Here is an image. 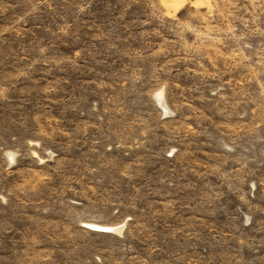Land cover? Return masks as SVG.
<instances>
[{"label":"rangeland","instance_id":"rangeland-1","mask_svg":"<svg viewBox=\"0 0 264 264\" xmlns=\"http://www.w3.org/2000/svg\"><path fill=\"white\" fill-rule=\"evenodd\" d=\"M0 0V264H264V0Z\"/></svg>","mask_w":264,"mask_h":264},{"label":"bare ground","instance_id":"bare-ground-1","mask_svg":"<svg viewBox=\"0 0 264 264\" xmlns=\"http://www.w3.org/2000/svg\"><path fill=\"white\" fill-rule=\"evenodd\" d=\"M185 1H187V0H166V3L167 4H169L170 6H175L176 7V9L179 7V6H181ZM196 3H202L201 1L202 0H194ZM173 6V7H174ZM174 7V8H175Z\"/></svg>","mask_w":264,"mask_h":264}]
</instances>
